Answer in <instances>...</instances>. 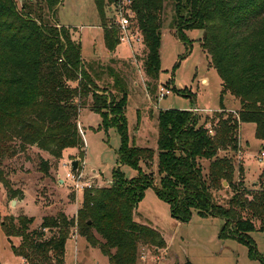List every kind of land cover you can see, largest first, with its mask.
Instances as JSON below:
<instances>
[{
  "label": "trees",
  "instance_id": "obj_1",
  "mask_svg": "<svg viewBox=\"0 0 264 264\" xmlns=\"http://www.w3.org/2000/svg\"><path fill=\"white\" fill-rule=\"evenodd\" d=\"M61 1L24 0L19 8L15 0H0V162L31 145L55 157L65 148L76 147L83 159L85 143L78 116L82 107H88L101 116L103 126L116 124L121 137L118 162L136 174L126 178L118 165L110 185L84 191L76 218L59 212L44 216L39 228L30 230L32 217L6 216L0 222L3 234L20 238L19 244L12 246L14 255L28 264H63L70 230L84 220L80 233L92 246H98L109 264H138L141 245L164 247L158 230L134 219L137 202L149 186L169 204L173 216L185 220L195 209L201 216L221 218L220 237L244 242L249 252L256 254L248 233L255 230L251 217L258 219L259 229L264 230V189L250 199L246 191H235L225 206L213 200L210 188H219L221 178L229 184L234 175L233 162L220 157L218 151L238 149L239 123H253L255 137L264 142V0H172L176 36L186 42L184 30L203 31L200 47L209 54L221 79L220 104L223 92L228 91L238 99L240 108L219 118L217 125L212 123L218 116L214 114L211 128L206 121L198 123L199 115L190 109L159 110L158 184H153L152 172L140 166V162H153L154 150L128 143L125 91L120 89L118 95L98 85V75L93 73L98 62L82 58L74 29L44 19V9L54 16ZM163 1H133L147 49L143 69L153 80L160 71ZM101 28L104 46L111 54L119 43L117 32L108 27L105 17ZM117 84L114 79L113 85ZM201 159L217 164L209 166V183L203 177ZM40 169L48 173L46 160L41 161ZM245 208L251 217H242L240 211ZM260 262L264 264V258L260 257ZM183 264L191 263L186 260Z\"/></svg>",
  "mask_w": 264,
  "mask_h": 264
},
{
  "label": "rangeland",
  "instance_id": "obj_2",
  "mask_svg": "<svg viewBox=\"0 0 264 264\" xmlns=\"http://www.w3.org/2000/svg\"><path fill=\"white\" fill-rule=\"evenodd\" d=\"M20 8L24 0H15ZM37 0H32L35 2ZM39 1V0H38ZM108 0H62L55 8L54 16L44 9V19L59 25L71 26L72 34L79 39L81 55L96 65L98 85L107 86L114 93H126L124 121L129 144L154 150V160L140 166L145 172H152L153 184H158L156 172L157 113L166 108L194 109L199 115L198 123L210 120L217 125L219 118L227 113L235 114L240 108L238 99L228 91L223 92L220 104L221 79L210 62V56L200 47L203 31L184 30L187 41H181L172 25L173 2L164 0L160 12V71L158 79H148L143 69L147 52L145 44L119 43L114 56H110L103 43V17L109 15ZM53 20V21H52ZM117 61H120L118 65ZM99 67V68H97ZM114 68V69H113ZM92 73V74H93ZM118 81L117 86L113 80ZM170 89L160 97V88ZM177 90H180L179 92ZM223 110V111H221ZM109 118V117H108ZM79 131L82 132L84 157H79L76 147L65 148L59 157L38 148L27 146L23 151L0 162V222L9 215L32 217L29 229H38L44 216L64 212L76 218L82 206L83 192H76L65 173L64 163L82 160L83 172L93 184V190L110 185L112 172L119 165L126 178L135 176L136 170L118 162L121 137L115 123L102 125L98 113L82 107L78 116ZM253 123H239L237 129L238 149H220V157L230 158L234 164V175L228 180L221 178L219 188H210L213 200L222 205L235 191H246V197L264 189V142L254 135ZM210 134H213L211 131ZM46 160L48 173L41 169ZM204 179L209 183V159L199 161ZM241 168V169H240ZM62 176V177H61ZM64 178V182L59 180ZM235 186V187H234ZM239 187V188H237ZM12 201H15L12 203ZM242 217H251L250 210L240 211ZM255 230L248 233L255 247L250 253L248 245L235 238L220 237L223 219L204 217L195 209L185 220L173 216L167 202L160 199L152 186L143 190L137 202L134 219L147 224L161 234L164 247L141 245L138 264H261L264 258V230L261 222L251 217ZM84 220L70 230L66 240L63 264H109L98 246H92L82 236ZM48 235V233H47ZM95 237L102 240L94 231ZM19 237H7L0 228V264H28L24 258L14 255L12 246L19 244Z\"/></svg>",
  "mask_w": 264,
  "mask_h": 264
},
{
  "label": "built area",
  "instance_id": "obj_3",
  "mask_svg": "<svg viewBox=\"0 0 264 264\" xmlns=\"http://www.w3.org/2000/svg\"><path fill=\"white\" fill-rule=\"evenodd\" d=\"M134 0H109L108 9L109 15L108 27H113L117 32V39L119 43H126L128 46L133 47V44H143V35L137 22V12L134 8ZM59 27V26H58ZM118 43V44H119ZM170 93V89L164 87L160 88V97L166 96ZM193 112H198L197 108L190 109ZM82 133V132H81ZM211 133V130H209ZM261 156H264L262 151ZM71 161L64 163L68 167L65 173L66 179L70 182L76 192H83L87 189H92L93 184L91 179L83 172L82 160L77 159V168H71ZM62 181L64 180L61 179Z\"/></svg>",
  "mask_w": 264,
  "mask_h": 264
},
{
  "label": "water",
  "instance_id": "obj_4",
  "mask_svg": "<svg viewBox=\"0 0 264 264\" xmlns=\"http://www.w3.org/2000/svg\"><path fill=\"white\" fill-rule=\"evenodd\" d=\"M203 36H205V34H203ZM77 163H78L77 159H74V160L71 161V168L73 170H75L77 168ZM14 202L15 201H12V203H14ZM87 223H90V221H88Z\"/></svg>",
  "mask_w": 264,
  "mask_h": 264
},
{
  "label": "crops",
  "instance_id": "obj_5",
  "mask_svg": "<svg viewBox=\"0 0 264 264\" xmlns=\"http://www.w3.org/2000/svg\"><path fill=\"white\" fill-rule=\"evenodd\" d=\"M107 50V49H106ZM115 50V49H114ZM114 50L112 51V53L111 54H109L110 56H114L113 54H114ZM82 56V55H81ZM80 125V124H79ZM62 177V176H61ZM59 180H61L60 178H59ZM62 181V180H61ZM63 182H64V180H63Z\"/></svg>",
  "mask_w": 264,
  "mask_h": 264
}]
</instances>
